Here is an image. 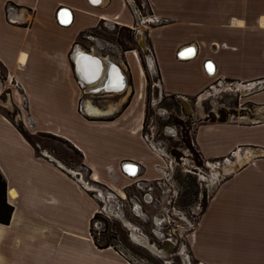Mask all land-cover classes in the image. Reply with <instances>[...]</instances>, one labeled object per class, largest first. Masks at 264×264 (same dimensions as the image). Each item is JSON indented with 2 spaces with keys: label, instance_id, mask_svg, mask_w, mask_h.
Returning <instances> with one entry per match:
<instances>
[{
  "label": "crops",
  "instance_id": "obj_1",
  "mask_svg": "<svg viewBox=\"0 0 264 264\" xmlns=\"http://www.w3.org/2000/svg\"><path fill=\"white\" fill-rule=\"evenodd\" d=\"M145 1L164 20L146 30L131 0H0L6 74L0 93L10 90L8 104L19 109L26 132L68 140L83 154L91 178L119 191L123 179L152 181L163 171L161 154L144 132L146 69L140 53L113 52L97 42L87 47L83 34L110 22L139 36L143 31L162 91L181 100L218 79L254 88L240 119L195 127L204 160L236 167L217 185L189 243L197 264H264V0ZM77 51L101 60L100 83L96 60L84 58L93 65L78 71ZM116 67L125 91L114 93L108 88L118 79ZM39 151L0 107V170L14 208L9 224L0 223V264H135L118 249L97 245L91 227L99 198ZM129 162L138 174H130ZM224 164L220 169L230 167Z\"/></svg>",
  "mask_w": 264,
  "mask_h": 264
},
{
  "label": "rangeland",
  "instance_id": "obj_2",
  "mask_svg": "<svg viewBox=\"0 0 264 264\" xmlns=\"http://www.w3.org/2000/svg\"><path fill=\"white\" fill-rule=\"evenodd\" d=\"M131 2L136 8L140 7V15L151 14L145 0ZM149 25L143 22L140 28L147 29ZM141 34L143 38L144 32ZM136 38V33L111 22L102 23L81 36L87 47L97 42L108 44L113 52L127 49L140 53L147 76L142 92L146 103L144 132L161 154L163 171L160 179L144 181L136 176L123 179L117 186L113 184L121 188L118 192L124 191L126 195L122 197L110 187L112 183L91 178L82 158L70 144L39 133L33 135V139L39 152L59 162L99 198V212L106 209L99 213L93 224L100 241L116 243L135 264H197L190 253L191 233L217 185L236 166L229 160H204L195 146L194 130L199 122L213 118L240 119L251 107L247 96L255 89L249 86L245 91L240 82L218 79L199 96L186 99L188 105L185 106L181 98L162 91L148 46L146 53ZM5 78L0 66V86ZM9 93V89L0 93V107L24 127L18 119L19 109L8 104ZM218 161H221L220 165ZM223 163H229L230 167L220 169L219 166L226 165ZM104 232L109 236L116 234V239L110 236L107 240Z\"/></svg>",
  "mask_w": 264,
  "mask_h": 264
},
{
  "label": "trees",
  "instance_id": "obj_3",
  "mask_svg": "<svg viewBox=\"0 0 264 264\" xmlns=\"http://www.w3.org/2000/svg\"><path fill=\"white\" fill-rule=\"evenodd\" d=\"M140 9V7H139ZM125 27V29H128L129 31H132L133 33H135V31L131 28H128L127 26H123ZM127 37H131L130 34H128ZM124 50H127V49H124ZM211 120H215L214 118L211 119ZM220 121H225L227 120L226 118H220L219 119ZM19 128L22 130V132L24 133V135L28 138V140L35 144V141L33 139V135L29 134L28 132H26L21 126H19ZM40 135L42 136H45V137H49V138H52V139H57V140H60L61 142L63 143H67V144H70L71 145V148L79 155V157H83V154L81 153L80 150H78L73 144H71L68 140L62 138V137H59V136H56L54 134H51V133H39ZM201 155V154H200ZM8 191H7V181L5 179V177L3 176L1 170H0V223L1 224H9L10 220H11V217H12V213H13V206L8 202V199H7V194ZM205 205H206V202H205ZM207 206V205H206ZM206 208V207H205ZM99 216V212H97L95 214V217H94V221L96 220V218ZM93 221V223H94ZM107 224V223H106ZM107 227V226H106ZM105 227V228H106ZM91 233L97 243V245L100 247V248H105V247H109V246H112L116 249H118L126 258H128L130 261H134L132 259L129 258V256L127 255V253L120 249L119 246L116 244V243H113L111 242V240H108L110 239V236H112L113 239H116V234H111L110 236L108 235L107 232H104L103 233V236L104 237H107V240L108 241H105V242H102L100 241L99 237H97V235L95 234L94 232V229H93V226L91 227ZM110 234V233H109Z\"/></svg>",
  "mask_w": 264,
  "mask_h": 264
},
{
  "label": "bare ground",
  "instance_id": "obj_4",
  "mask_svg": "<svg viewBox=\"0 0 264 264\" xmlns=\"http://www.w3.org/2000/svg\"><path fill=\"white\" fill-rule=\"evenodd\" d=\"M96 2H98V1H96ZM84 52V51H83ZM87 53V52H86ZM89 54V53H88ZM134 54H136L137 55V52L135 53L134 52ZM194 55V52H192V53H190L189 54V56L191 57V56H193ZM138 56V55H137ZM88 59H91V60H93V58L91 57H88ZM84 60V59H83ZM82 60V62L84 63L85 62V60L83 61ZM100 62H101V60H99ZM92 61H86V64L84 63V64H82V63H80V64H78L79 65V68H78V71H80L81 69H82V67L84 66V67H87V68H91L92 67V63H91ZM93 62H95L96 63V71L98 72V76H100L101 74H103V76H102V78L99 80V81H97L96 82V84L97 83H100V81L101 80H103V77H104V72H103V69H104V71H105V68H104V66L102 65V64H100V62H96V61H93ZM116 70H115V73L116 74H118V79L115 81V83H117L118 85H119V88H117V89H115V88H108L109 90H112V92H114V91H117V92H119V91H121V90H123L124 89V85H125V83H124V77L123 76H121L120 75V71L121 70H118V68L116 67L115 68ZM113 70H114V68H113ZM215 70V69H214ZM95 72V71H94ZM103 72V73H102ZM89 74V73H88ZM94 74V73H93ZM120 75V76H119ZM93 77V76H92ZM91 77V78H92ZM107 77V76H106ZM110 78V77H109ZM84 79V78H83ZM122 79V80H121ZM110 80V79H109ZM107 82H109V81H107ZM104 84H105V82H104ZM94 85V84H93ZM102 85V84H101ZM92 86V85H91ZM127 87V86H126ZM103 89V88H102ZM101 89V90H102ZM109 90H107L106 89V91H108L109 92ZM124 91H125V89H124ZM99 93V92H98ZM107 93V92H106ZM115 93V92H114ZM121 93V92H120ZM123 93V92H122ZM138 168L139 167H136V166H131V167H129V171H130V174L131 175H135L136 174V172H138ZM138 174V173H137ZM13 194L12 195H15V192H12Z\"/></svg>",
  "mask_w": 264,
  "mask_h": 264
},
{
  "label": "water",
  "instance_id": "obj_5",
  "mask_svg": "<svg viewBox=\"0 0 264 264\" xmlns=\"http://www.w3.org/2000/svg\"><path fill=\"white\" fill-rule=\"evenodd\" d=\"M140 24H142V23H140ZM138 36V38H140V45H141V47H142V49L144 50V52H148L147 51V47H146V45L144 44V42H143V39H141V36H139V35H137ZM88 57H92L93 58V60H96V62H99V58L98 57H96V56H94V55H90V54H87V53H84V52H81V51H77L76 53H75V60L76 61H78V63H81L82 62V60L84 59V58H88ZM91 60V59H90ZM98 75V74H97ZM97 78V77H96ZM96 80H92V81H90V82H95ZM182 100H184V103L186 104V106L188 105V102L187 101H185L186 100V98H182ZM126 165H133V166H136V167H138V165L137 164H135V163H132V162H129V163H126ZM137 173V172H136Z\"/></svg>",
  "mask_w": 264,
  "mask_h": 264
},
{
  "label": "built area",
  "instance_id": "obj_6",
  "mask_svg": "<svg viewBox=\"0 0 264 264\" xmlns=\"http://www.w3.org/2000/svg\"><path fill=\"white\" fill-rule=\"evenodd\" d=\"M137 7V6H136ZM137 11H138V13L140 12L141 13V10L139 9V8H137ZM140 13H139V16L141 17V15L143 16V18L141 17V20H142V22H145V23H150V24H152V23H154V24H159V23H163V19L162 18H160V17H158V16H156L155 14H150V15H143V14H141L140 15ZM135 53L137 52V51H134ZM138 53V52H137ZM135 56H137V55H135ZM17 85V84H16ZM79 110L81 111V112H84V108H83V106L82 105H80V107H79ZM147 138V137H146ZM148 139V138H147ZM220 163H221V161H218L217 162V164L218 165H220ZM117 193L119 194V192L117 191ZM106 209H102L100 212H102V211H105ZM99 212V213H100Z\"/></svg>",
  "mask_w": 264,
  "mask_h": 264
},
{
  "label": "flooded vegetation",
  "instance_id": "obj_7",
  "mask_svg": "<svg viewBox=\"0 0 264 264\" xmlns=\"http://www.w3.org/2000/svg\"><path fill=\"white\" fill-rule=\"evenodd\" d=\"M111 87L117 89V88H119V85L117 83H114V85Z\"/></svg>",
  "mask_w": 264,
  "mask_h": 264
},
{
  "label": "snow or ice",
  "instance_id": "obj_8",
  "mask_svg": "<svg viewBox=\"0 0 264 264\" xmlns=\"http://www.w3.org/2000/svg\"><path fill=\"white\" fill-rule=\"evenodd\" d=\"M211 68V66H209Z\"/></svg>",
  "mask_w": 264,
  "mask_h": 264
}]
</instances>
